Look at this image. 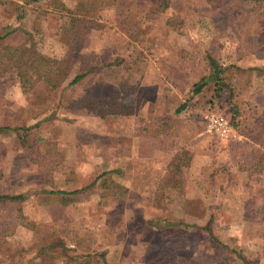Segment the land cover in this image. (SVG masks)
Returning a JSON list of instances; mask_svg holds the SVG:
<instances>
[{"label": "rangeland", "instance_id": "obj_1", "mask_svg": "<svg viewBox=\"0 0 264 264\" xmlns=\"http://www.w3.org/2000/svg\"><path fill=\"white\" fill-rule=\"evenodd\" d=\"M46 1L0 0V29H18L5 43H19L28 33L40 56L68 66L58 87L40 81L24 92L12 66L0 62V126L18 127L0 132V194L26 196L0 201V264H48L42 249L57 255L64 246L68 255L77 256L92 246L100 251L108 243L139 239L164 240L162 256L172 264H244L236 250L252 264H264V3L171 0L165 11L148 13L146 0H126L123 11L138 23L125 31L118 26L114 5L102 6L86 29L75 24L68 30L69 15L52 10ZM60 1L70 8L76 2ZM21 11H26L22 19ZM172 17L182 21L179 27L166 22ZM207 54L223 67L239 110L238 133L250 142L206 131L209 114L231 113V107L210 108L212 84L175 113L192 84L210 73ZM77 74L82 79L70 84ZM138 75L145 86L133 98L137 105L142 101L133 106L135 116L101 118V102L93 100L120 102L132 94L128 85ZM172 84L179 96H172ZM174 116L184 120L176 128L175 145ZM162 118L171 127L159 137L161 148L136 164L129 155L132 134L139 125ZM190 132L199 145L197 154L183 144ZM180 148L190 158L182 177L203 184L183 192L171 185L176 192L168 204L161 186L173 154H182ZM105 171L127 193L104 195L100 183ZM96 177V187L67 204L51 193L82 188ZM224 183L230 186L224 188ZM158 211L165 219L172 214L169 226L154 216ZM185 214L189 218H181ZM28 255L38 257L27 261ZM56 261L52 264H62Z\"/></svg>", "mask_w": 264, "mask_h": 264}, {"label": "trees", "instance_id": "obj_2", "mask_svg": "<svg viewBox=\"0 0 264 264\" xmlns=\"http://www.w3.org/2000/svg\"><path fill=\"white\" fill-rule=\"evenodd\" d=\"M25 3H30L36 0H22ZM149 6L148 13H154L157 11H165L171 6V0H146ZM256 3H264V0H252ZM49 5L52 6V10L60 11L66 13L70 17V23L68 30L73 29V26L78 25L81 30L86 29L92 21V19L97 15L99 9L104 5H114L117 10V23L121 30L129 31V29L134 28L137 25L138 21L135 18L131 17L128 13L123 11V8L126 5V0H76L75 5L73 8L67 6L66 3L60 0H47L46 1ZM244 11V10H243ZM248 11V10H246ZM26 16V11H21L18 18L22 19ZM171 26L177 28L180 25L175 19L169 18L166 21ZM82 26V27H81ZM4 27L0 29V62L5 61L9 65L12 66L15 77L17 78L21 89L24 92L31 90L38 82L44 81L49 88L54 89L59 86L60 81L65 78L68 71V66L64 61H58L57 59L50 57V56H40L37 49L35 48L34 42L31 40L30 34L27 35L23 33L22 35L25 36L21 42L13 44V43H5V38L9 37V35L18 31V29L12 28L8 31H4ZM207 61L210 68V73L208 75H204L200 81L195 82L192 84V89L189 91V97L186 98L176 109L175 113H180L181 111L185 110L191 101V99L199 94L203 88H205L208 84L213 85L212 90V97H210V108H217L218 111H224L227 107H231L230 115L226 116L229 120L230 124L238 131V122L236 120L237 115H239V110L236 104L232 103L234 90L230 83H226L223 78V67L218 64L217 60L210 54H207ZM252 69L250 67L245 68V70ZM83 77V74H77L71 81L70 84H75L80 81ZM185 88V87H184ZM181 86V89H184ZM101 102V106H99L100 117L106 118L109 115H129L135 112V109L125 103L117 102L116 100L110 98H100L97 101L93 100L94 103ZM229 110V109H228ZM221 114V113H215ZM223 115V114H222ZM171 125H168L164 118L160 119L159 122L152 124V125H143L136 128V133L142 135L144 137H149L152 139L151 147L148 148L147 151L152 150V148L156 147L161 148L159 143H156V140L159 139L160 136H165L168 134ZM18 127H10L2 125L0 126V132H9L17 130ZM239 132V131H238ZM145 147L143 143L140 145V148ZM179 156L174 155L169 163V175L166 176V179L163 183L170 184L180 191H184L185 188V179L182 177V170L189 164L190 158L188 157V151L184 149H180ZM178 154V153H177ZM181 159H185L182 161ZM182 161V162H181ZM171 167V168H170ZM111 171H105L102 174L104 179L101 180L100 187L104 190H107L104 195L111 194V195H118L120 194L118 190L121 191V194L127 193V189H125L121 184L113 181L109 175ZM100 177V176H99ZM99 177H96L93 181H91L88 185L74 189L71 191H51V193H57L61 195L62 202L65 204L73 201L76 199V196L79 193H82L92 187H96ZM162 184V183H161ZM123 190L125 193H123ZM24 193H17V194H0V201L2 200H23L25 198ZM159 220V219H158ZM165 224L168 226L170 225L171 220L162 219ZM170 221V222H169ZM159 222V221H158ZM153 226L159 227V223H155L152 221ZM188 226V225H186ZM167 228V227H166ZM163 228V229H166ZM207 226L205 227V229ZM162 229V228H161ZM158 228V232H162V230ZM203 229V228H202ZM149 241H153V239H145ZM87 247V246H86ZM50 249V248H49ZM62 254L55 255L56 253H51L49 250H41V253H47L48 255V262L52 264V260L60 259L64 264H68L71 261H76L78 256L83 257L92 256L91 253H86V251L78 253L77 256L68 255L67 251L69 250L67 247H62ZM238 254V257L242 260L244 264H252L251 261L247 260L246 257L243 255L242 251H234ZM101 256V255H99ZM101 260H97V264H100L104 257L101 256Z\"/></svg>", "mask_w": 264, "mask_h": 264}, {"label": "crops", "instance_id": "obj_3", "mask_svg": "<svg viewBox=\"0 0 264 264\" xmlns=\"http://www.w3.org/2000/svg\"><path fill=\"white\" fill-rule=\"evenodd\" d=\"M136 77H137L136 82L131 83V85H128V88H131L132 94H128L129 96H125V97L121 98V101H120V102L128 104L132 107L137 105V103L134 101V99L136 97V93L139 90H141V87L145 86V84L143 83V80L140 79L139 75ZM127 79H128V82L130 83V80L128 77H127ZM143 79L144 80L146 79V75L143 76ZM176 90L177 89L172 84V96L173 97H175L174 95L177 94ZM111 96H112V98L114 97L113 95H111ZM177 96H179V94H177ZM115 98H117V97H115ZM138 105H137V107H140L142 105V101H141V103L139 102ZM134 113L132 114L133 116H135ZM136 113H137V109H136ZM174 117L175 118H172V144L175 145L178 143V140H179V137H178V139L176 137V134H177L176 128L178 127V123L181 121L183 122L184 120L182 119V117L181 118L178 116H174ZM137 122H138V120L136 121V124H137ZM146 123L147 122H145L143 125H147ZM148 124L151 125V123H148ZM184 124L186 125V122H184ZM143 125H139V126H143ZM243 135H244L243 137L241 135L239 138L236 137L237 139L234 138V140L244 141V143H247L248 141L250 142V140H249L250 137H248V135H245V134H243ZM132 136H134L133 137L134 142H132V149L129 153V155L132 157V161L135 162L136 164H138L139 161L142 159L151 158L154 154L153 150L157 149V146H156V147L152 148V150L147 151L148 148L151 147L152 139L147 137L148 141H146V143H144L143 139L146 137L139 135L138 133H133ZM158 141H159V139L156 140V143H158ZM194 142H196V141L193 140V134L191 132L185 135L183 144L186 146H190L192 148V152H194V154H197V152L199 150V145L194 144ZM142 143H143V145H145V147L140 148V145ZM202 144H204V143H201V145ZM186 149H188V148H186ZM176 154L177 153L173 154V156ZM140 158H142V159H140ZM133 159H137V160L135 161ZM127 169L131 170V171H135V169L133 167H128L125 170H127ZM108 170H111V168H108ZM146 175H147V171H146ZM157 184H159V182ZM198 184H200V185H198ZM201 184H203V183L202 182L197 183L196 181L192 182V181L186 180L184 186L189 187L191 185H195L196 187H202ZM216 186L219 189V187L221 186V183H218V185H216ZM228 186H230V185H228L227 183H224V188H226ZM161 187L164 189L163 192L161 193L162 194L161 197L164 199L165 203L171 204L172 203V199H171L172 193L176 192V190L170 184L168 185L167 183L162 185ZM201 194L203 195V193H201ZM153 198H154V196H153ZM153 198H152V201L154 200ZM184 201L185 200H183V202ZM154 202H156V201H154ZM161 215H162L161 211H158L157 213H155L154 216L161 218L162 217ZM186 215L187 214H185L184 216H181V218H185V219L189 218V215H187V216ZM163 216H166V219L172 221V214L163 215ZM206 217H209V216L206 215ZM161 219H165V218L162 217ZM165 233H167V232H165ZM160 242L161 243H158L155 241H149V240H145V239H139L135 244H125V243L123 244L121 242L116 243V244H114V243L109 244L108 243V244L104 245L102 250H100V251L97 250V247L92 246L86 250V253H91L92 256H90L88 258H87V256H83V257L78 256L76 261H71L68 264H97V260L102 259L101 256L104 257V260H102L100 262V264H172V259H166L162 256L164 246H166V245L163 244L165 242L164 240H162ZM99 255H101V256H99ZM31 257H32L31 255H28L26 260L30 261ZM35 259L33 258L31 260L34 261ZM40 259L44 260V257H40ZM45 261H46V259H45ZM54 261H56V258L54 259ZM56 263H62L63 264V262L61 260H57ZM48 264H49V262H48Z\"/></svg>", "mask_w": 264, "mask_h": 264}, {"label": "built area", "instance_id": "obj_4", "mask_svg": "<svg viewBox=\"0 0 264 264\" xmlns=\"http://www.w3.org/2000/svg\"><path fill=\"white\" fill-rule=\"evenodd\" d=\"M206 131L218 138H238L240 134L222 114H209L206 119Z\"/></svg>", "mask_w": 264, "mask_h": 264}]
</instances>
